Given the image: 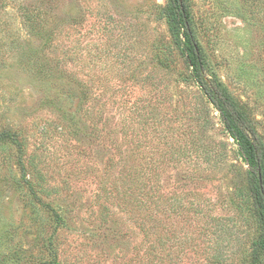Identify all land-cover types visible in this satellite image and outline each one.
Instances as JSON below:
<instances>
[{
  "label": "rangeland",
  "instance_id": "rangeland-1",
  "mask_svg": "<svg viewBox=\"0 0 264 264\" xmlns=\"http://www.w3.org/2000/svg\"><path fill=\"white\" fill-rule=\"evenodd\" d=\"M166 1L0 0V131L23 146L0 144V264L51 250L56 264H251L247 165L189 79ZM187 6L206 67L264 139V0Z\"/></svg>",
  "mask_w": 264,
  "mask_h": 264
},
{
  "label": "trees",
  "instance_id": "trees-1",
  "mask_svg": "<svg viewBox=\"0 0 264 264\" xmlns=\"http://www.w3.org/2000/svg\"><path fill=\"white\" fill-rule=\"evenodd\" d=\"M163 14L172 44L185 56L189 79L198 86L207 101L218 112L226 132L235 141L238 152L247 165V191L260 231L259 237L253 242L251 264H261L262 260L264 262V139L258 132L256 122L206 67L205 55L191 26L187 0H167ZM70 117L74 120L73 114H70ZM0 144L13 145L19 154L23 153L22 143L14 132L0 131ZM20 169L21 180L27 192L36 204L50 211L55 223V231L63 221L61 214L37 194L33 184L26 178L27 174L22 162ZM51 254L52 259L40 264H56L55 252L51 250Z\"/></svg>",
  "mask_w": 264,
  "mask_h": 264
},
{
  "label": "water",
  "instance_id": "water-1",
  "mask_svg": "<svg viewBox=\"0 0 264 264\" xmlns=\"http://www.w3.org/2000/svg\"><path fill=\"white\" fill-rule=\"evenodd\" d=\"M180 3H181V1H180ZM260 180V179H259Z\"/></svg>",
  "mask_w": 264,
  "mask_h": 264
}]
</instances>
